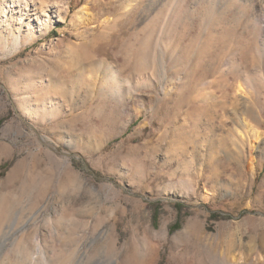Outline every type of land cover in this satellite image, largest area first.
I'll return each instance as SVG.
<instances>
[{
  "label": "rangeland",
  "instance_id": "1",
  "mask_svg": "<svg viewBox=\"0 0 264 264\" xmlns=\"http://www.w3.org/2000/svg\"><path fill=\"white\" fill-rule=\"evenodd\" d=\"M23 1L0 264H264V0Z\"/></svg>",
  "mask_w": 264,
  "mask_h": 264
},
{
  "label": "bare ground",
  "instance_id": "2",
  "mask_svg": "<svg viewBox=\"0 0 264 264\" xmlns=\"http://www.w3.org/2000/svg\"><path fill=\"white\" fill-rule=\"evenodd\" d=\"M13 1H15V5L13 6V4H12L11 11L13 12L15 9H17L16 11L19 14V24L22 25V23L25 22L24 19H26V20H28L26 22V24L28 26L27 29L31 30V27H30L31 19H30V17L31 16L34 17L35 20L39 19L38 13L36 12V9L32 8V9H30V10H32V12H28L29 11L28 10V3L26 1H23V5L19 3L20 0H13ZM42 14H44V13H42ZM21 43H23V40H22V36L20 33H17V35H14L12 37V45L14 48H17L19 46V44H21Z\"/></svg>",
  "mask_w": 264,
  "mask_h": 264
}]
</instances>
